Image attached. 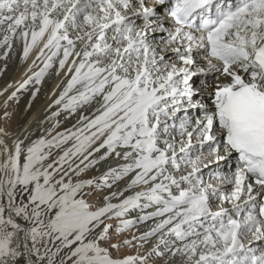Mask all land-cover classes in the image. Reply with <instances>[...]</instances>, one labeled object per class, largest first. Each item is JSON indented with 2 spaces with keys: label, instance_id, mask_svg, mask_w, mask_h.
Returning <instances> with one entry per match:
<instances>
[{
  "label": "snow or ice",
  "instance_id": "6c2138e0",
  "mask_svg": "<svg viewBox=\"0 0 264 264\" xmlns=\"http://www.w3.org/2000/svg\"><path fill=\"white\" fill-rule=\"evenodd\" d=\"M14 45L43 64L19 88L54 69L50 119L80 115L0 127V264H264V0H0Z\"/></svg>",
  "mask_w": 264,
  "mask_h": 264
},
{
  "label": "bare ground",
  "instance_id": "6f19581e",
  "mask_svg": "<svg viewBox=\"0 0 264 264\" xmlns=\"http://www.w3.org/2000/svg\"><path fill=\"white\" fill-rule=\"evenodd\" d=\"M18 52L19 56L22 55L21 47L19 46ZM0 56H2V54H0ZM34 58L35 52L30 54L29 59L27 61H24L20 58L19 62L11 67V73L5 76L3 79H0V125L3 126V124L5 123L9 125L10 128L15 124L18 126L20 121H23L22 116H27L26 121L24 120L25 124L22 126L21 130L17 131V133L13 135H10L12 139L17 136L22 139L23 136L27 134L26 132L29 131V129H34V133L37 132L36 130H38L37 135L33 139L31 138L32 140H34L42 135H46L48 129L52 128L53 123L58 121L59 125L53 131V135H55L56 132H61L67 128H71L74 124H76V121L80 115L79 112L74 115H69L68 113L61 111L60 114L54 119H50L52 113L58 111L60 107L55 105L54 101L59 97L66 83L63 74H61L60 76H56L54 74L53 69L49 70V73L45 75V77L47 75H50L49 79L46 80L45 84H36L34 80L31 81V83H35L34 90L30 94H26L25 99L19 105H16V107L13 109L10 123H8V121L4 119V111L6 105L11 99H13V93L17 94L25 88H19V84L22 83L24 80L28 79L30 76H32L34 72L39 71L41 67H43L42 62L37 61V65L32 68L31 72H29V66L32 64ZM1 60H3L1 64H5V59L0 58V61ZM8 142L11 143V139H9ZM102 162L103 164L88 168L86 172L82 174L81 178L87 179L94 176H98L102 172L106 171L109 167H116L117 163H122L112 160L111 158H109V160L107 161L102 160ZM104 164H106L105 169L102 167L104 166ZM126 184L127 178L119 181V186H117V188L110 190H108V188H102L94 191L89 200V203L92 204L94 207L102 206L104 203L103 197L105 195H110L114 191H122L125 188ZM103 190L107 191L104 192ZM127 194L128 193L125 192V195ZM112 202L116 203L118 201L113 200ZM148 211H151V209H149ZM137 214L138 213L136 212H132L129 214V218H135ZM109 223L115 225L116 221H109ZM147 224H151V221L147 222ZM138 229L139 231H137V229H133V231L129 233L130 236L128 234L126 235L125 233H122V239H130L133 233L138 236L141 232L146 230V225H138ZM133 243L137 242L133 241ZM127 248L130 249L132 255L136 254L135 248ZM128 254L129 252L127 250H120L118 252L115 251V255L118 256Z\"/></svg>",
  "mask_w": 264,
  "mask_h": 264
},
{
  "label": "rangeland",
  "instance_id": "374dc122",
  "mask_svg": "<svg viewBox=\"0 0 264 264\" xmlns=\"http://www.w3.org/2000/svg\"><path fill=\"white\" fill-rule=\"evenodd\" d=\"M0 50H1L0 54H2L4 49H0ZM21 52H22V48H21ZM21 56L22 55L19 56L18 46L14 45V48H13V50L11 52H9L8 57L4 58L5 61H6L5 64H1L3 62V60L0 61V79H3L5 76H7L8 74L11 73V67L13 65H16L19 62ZM6 65H7V67H6ZM49 77H50V75H47L46 77H44L43 81H41V83L45 84L46 80L49 79ZM34 88H35V83H31V82L28 83L23 90H21L19 93L15 94L12 97L13 99L10 100L11 103H10V101L8 102V104L6 105L5 111H4V113L7 112V116L4 119L7 120L8 123H10V121H11V116H12L13 109L16 107V105H19L25 99L26 94H30L34 90ZM26 117L27 116H22L23 121L21 120L18 126L15 124V125H13L10 128L9 125L4 123L3 126L0 125V127L5 128L10 135H13V134L17 133V131L21 130L22 126L25 124ZM36 131L37 132L34 133V129H31V130L29 129V131L26 132L27 134H25L23 136V138H22V139H24L25 143H28L29 140H32L37 135L38 130H36ZM103 152H104V150H101L100 153H97L96 154V158L99 159V157L103 154ZM100 164H103L102 160H100L99 163L97 165H95V166H98ZM102 167L105 169L106 164H104V166H102ZM117 186H119V181L115 185H113L112 188H108V190L117 188ZM103 191L105 192L107 190H103ZM110 231H111L112 236H113V241L112 242H116V233L114 231V228L112 230H110ZM132 231H133V229L130 232H132ZM130 232H125V234L129 235ZM121 234H120L119 238L121 240H123ZM120 250L121 251L122 250H127L129 252V254H131L130 249H128L127 247L121 248ZM113 255H115V251L113 252Z\"/></svg>",
  "mask_w": 264,
  "mask_h": 264
}]
</instances>
